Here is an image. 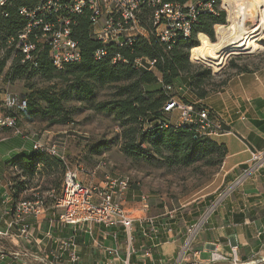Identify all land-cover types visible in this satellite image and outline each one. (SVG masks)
Here are the masks:
<instances>
[{"label":"crops","instance_id":"crops-1","mask_svg":"<svg viewBox=\"0 0 264 264\" xmlns=\"http://www.w3.org/2000/svg\"><path fill=\"white\" fill-rule=\"evenodd\" d=\"M156 74L161 76L159 72ZM224 81L221 89L211 90L205 98H199L181 80L175 82V87L182 89L179 96L209 108L212 115L219 117L224 127L232 131L211 137L227 147L224 161L215 173V193L228 187L241 175L253 153L264 150V66L239 69ZM159 85L162 83L159 82ZM7 95L0 92V112L7 111L4 106ZM167 116L174 124L179 119L177 111ZM19 120L23 119L19 116ZM2 130L8 134L4 131L0 134V229L9 233L0 237V246L9 251L2 264H57L54 257L58 250L57 240L69 237L76 239L79 261L72 262L67 253L61 259L63 264H178L188 228L198 221L216 196L213 194L204 200L174 204L172 200L146 190L140 181H131L122 202L134 217L130 234L121 225L58 226L52 222L55 200L47 206L46 214L32 220L35 229L32 240L17 238L14 237L16 228L9 225L12 212L4 203L5 194L13 195V176L17 166L12 160L21 154L31 155L34 150L29 138L13 134L9 128ZM108 176L116 174L104 166L79 171V178L88 184H100ZM28 193L34 195L37 191L31 189ZM53 193L54 190H49L46 194ZM50 231L52 233L48 235ZM197 235L192 251L180 264L188 261H195L196 264H234L233 246L238 249L240 264H264V167L246 177L220 203L209 223ZM215 248L228 260L211 262V252Z\"/></svg>","mask_w":264,"mask_h":264},{"label":"built area","instance_id":"built-area-1","mask_svg":"<svg viewBox=\"0 0 264 264\" xmlns=\"http://www.w3.org/2000/svg\"><path fill=\"white\" fill-rule=\"evenodd\" d=\"M226 0H188L174 2L170 0H43L36 6L21 7L19 14L27 21L26 26L12 38L9 43L19 49L25 61H31L38 66V57L42 51L48 49L50 59L60 69L67 63L82 61V44L73 36V25L77 15H88L90 20L89 37L102 43L94 51L93 57L97 60L105 59L111 53V46L118 49L129 48L131 51L140 42L154 44L159 42L165 50H170L179 40L190 38L194 28L204 14L219 15L220 11L228 13L229 3ZM7 0H0V8ZM215 26V31L217 29ZM113 62L124 61L127 57L120 52H112ZM158 58L135 56L132 60L134 68L144 71L158 72L156 69ZM226 63V62H225ZM224 63V65H225ZM223 65V66H224ZM167 92L175 87L163 84ZM4 106L6 112H0V129L9 128L15 134H21L18 109L27 107L26 101L8 94ZM164 114L175 111L179 119L174 124L170 118L158 121L156 128L164 130L169 126L179 128L189 125L199 135L208 138L232 133L224 127L222 120L212 115L211 110L197 103H187L176 94L169 95L164 107ZM154 124L145 123L146 130L155 129ZM29 138V137H28ZM33 150L48 153L65 162V154L56 143H45L42 139L32 142ZM264 167V150L252 154L249 165L242 171L228 187L221 190L209 203L205 212L198 221L188 228L187 239L183 247L178 264L185 259L192 250V245L199 231L209 223L211 216L228 195L242 184L250 174ZM79 169L67 168L63 177L62 195L56 199L53 206L54 222L58 226L70 225L75 228L89 226L94 223L107 227L121 225L128 234L134 227V217L123 206V197L127 194L131 179L128 176H108L100 184H88L79 178ZM95 173V172H93ZM5 205L11 210L10 228H16L14 237L31 241L34 236L33 219H40L48 212L45 196L38 193L34 199H22L15 203L12 193L5 194ZM58 209L60 212H57ZM52 232H48L50 235ZM0 229V237L8 235ZM58 250L54 255L57 264H63L61 259L69 254L74 263L79 261L74 237L58 239ZM236 246H233L232 261L240 264ZM8 249L0 246V264L7 258ZM198 254V252H195ZM228 260V257L218 249L211 252L210 261ZM25 264H32L27 262ZM186 264H196L188 261Z\"/></svg>","mask_w":264,"mask_h":264},{"label":"trees","instance_id":"trees-1","mask_svg":"<svg viewBox=\"0 0 264 264\" xmlns=\"http://www.w3.org/2000/svg\"><path fill=\"white\" fill-rule=\"evenodd\" d=\"M41 1L43 0H7L0 8V74H3L11 60L12 65L5 73L7 81L14 82L26 76H38L42 81L48 82L59 80V83H53L46 88H35L33 84H29L27 87L31 93L23 94L19 98L26 101L27 107L17 110L18 118L20 116L24 120L32 121L36 116L48 119L53 124L66 123L71 113L64 104L66 101L86 102L95 96V86L111 85L115 88L113 98L95 108L107 110L117 117L123 128V147L127 152L135 154L137 148L149 152L152 146L173 165L189 166L200 160L211 165L215 159L218 164L224 161L227 147L212 138L199 135L189 125L179 128L169 126L164 130L156 128L158 121L168 118L163 110L171 94L163 85H159L156 72L134 68L132 60L135 56L158 58L156 69L161 74L163 84L175 87L176 80H181L199 98H205L212 90L211 80L214 75L210 68L196 69L190 60L189 52L199 43L196 38L198 33H205L211 40H215V26L226 24L225 10L220 11L219 15H202L192 36L179 40L170 50L166 51L159 42L148 44L140 41L132 51L129 48L118 49L111 46L110 55L102 60L93 57L94 51L101 47L102 43L89 37L91 28L88 15H77L73 36L82 44V61L67 63L58 69L50 59L48 49L40 53L38 66H34L31 61L24 62L22 52L15 50L16 46L9 43L27 24L25 18L19 14V9L36 6ZM112 52H120L123 57L129 59V63H114ZM224 83L225 81H222L219 86ZM178 97L192 103L184 97ZM145 123L154 124L155 129L146 130ZM101 149L103 148H98L97 152H102ZM12 163L17 166L12 185L15 199L13 207L19 200L34 199L35 194L28 193L31 189L45 196L47 206L62 195V175L67 169L64 161L40 150H34L31 155H18ZM49 190H54L53 195L46 194Z\"/></svg>","mask_w":264,"mask_h":264},{"label":"rangeland","instance_id":"rangeland-1","mask_svg":"<svg viewBox=\"0 0 264 264\" xmlns=\"http://www.w3.org/2000/svg\"><path fill=\"white\" fill-rule=\"evenodd\" d=\"M228 18L226 12L225 25L229 27L232 26L233 21L230 23ZM247 24L251 29L255 27L252 21H248ZM198 36L199 33L196 38L200 41ZM260 43L264 47V40ZM16 49L17 47H15ZM191 62L195 64L196 69L210 68L212 70L214 78L211 80V89L216 91L221 89L219 84L238 72L240 67L254 69L264 66V48L254 52L232 53L220 71H215L201 61L191 60ZM11 65L12 61L9 60L5 71L0 74V92L2 91L4 94L8 93L19 97L31 93L27 87L29 84H33L35 88H46L53 83H59V80L42 81L38 76H26L14 82L7 81L5 73ZM178 87L169 93L180 95L182 89L179 90ZM95 88V96L86 102L69 100L64 103L71 110L68 116L69 121L66 123L53 124L48 119L44 120L36 116L32 121L24 120L21 117L24 121L21 120L19 123L20 135L29 137L31 142L42 139L45 143H56L65 154L64 163L67 168L75 169L80 165L84 169L104 166L113 170L116 176H128L131 181H140L146 190L152 193L156 192L167 200H172L174 204L189 200H204L223 190L219 189L216 193L214 192L217 186L213 182L215 173L221 165L217 163L216 159L211 165H207L203 160L189 166L173 165L158 154L152 146L149 152H143L139 148L135 154L127 152L123 147L125 142L123 128L117 117L107 110L95 108L112 99L115 88L111 85H97ZM3 131L6 134L5 130L0 131V134ZM12 132L14 134V131ZM98 148H103L102 152H97ZM8 248L11 249L10 246Z\"/></svg>","mask_w":264,"mask_h":264},{"label":"bare ground","instance_id":"bare-ground-1","mask_svg":"<svg viewBox=\"0 0 264 264\" xmlns=\"http://www.w3.org/2000/svg\"><path fill=\"white\" fill-rule=\"evenodd\" d=\"M229 3V21L232 26L220 25L216 29V40L199 33V43L190 50L192 61H201L215 71H220L232 53L254 52L264 48V0H226ZM252 21L251 29L247 22Z\"/></svg>","mask_w":264,"mask_h":264}]
</instances>
